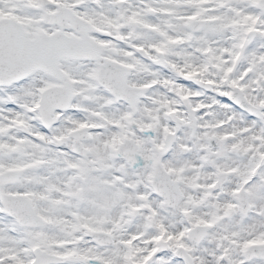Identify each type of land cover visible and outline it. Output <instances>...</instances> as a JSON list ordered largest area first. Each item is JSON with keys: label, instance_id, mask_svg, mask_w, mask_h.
<instances>
[{"label": "snow or ice", "instance_id": "1", "mask_svg": "<svg viewBox=\"0 0 264 264\" xmlns=\"http://www.w3.org/2000/svg\"><path fill=\"white\" fill-rule=\"evenodd\" d=\"M0 264H264V0H0Z\"/></svg>", "mask_w": 264, "mask_h": 264}]
</instances>
